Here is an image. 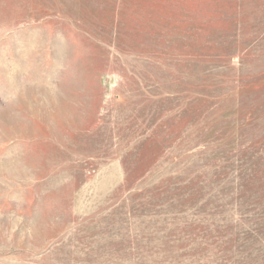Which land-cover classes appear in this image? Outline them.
<instances>
[{"label": "rangeland", "instance_id": "rangeland-1", "mask_svg": "<svg viewBox=\"0 0 264 264\" xmlns=\"http://www.w3.org/2000/svg\"><path fill=\"white\" fill-rule=\"evenodd\" d=\"M0 264H264V0H0Z\"/></svg>", "mask_w": 264, "mask_h": 264}]
</instances>
